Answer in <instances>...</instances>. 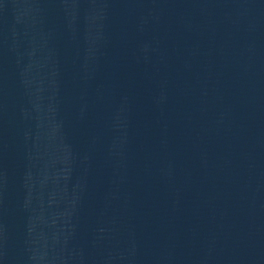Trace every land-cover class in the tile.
<instances>
[{
	"label": "water",
	"instance_id": "95a60500",
	"mask_svg": "<svg viewBox=\"0 0 264 264\" xmlns=\"http://www.w3.org/2000/svg\"><path fill=\"white\" fill-rule=\"evenodd\" d=\"M0 264H194L136 0H0Z\"/></svg>",
	"mask_w": 264,
	"mask_h": 264
}]
</instances>
